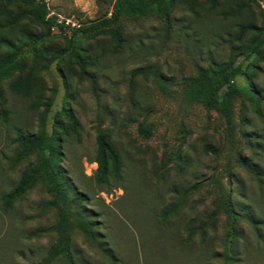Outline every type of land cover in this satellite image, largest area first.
I'll use <instances>...</instances> for the list:
<instances>
[{"label":"rangeland","instance_id":"374dc122","mask_svg":"<svg viewBox=\"0 0 264 264\" xmlns=\"http://www.w3.org/2000/svg\"><path fill=\"white\" fill-rule=\"evenodd\" d=\"M113 1L46 0L48 16L64 22L66 30L53 27L43 42L48 67L42 76L48 87H55L45 126L48 133L63 137L58 165L70 179L68 197L77 192L85 196L78 205L70 203L66 215L72 262L58 255L48 264H264V240L257 239L244 217L249 212L262 221L264 238V46L248 59L236 55L228 33H233L235 19L204 23L207 34L216 33L207 40L193 37L181 28L192 15L188 3L181 2L172 13L170 30L156 15L122 19L124 42L117 50L106 41H94L109 38L108 33L76 37L72 43L102 52L90 69L94 75L81 77L67 52L61 57L54 51L65 50L71 28L109 14ZM238 1L249 3L246 15L260 26L263 4ZM22 22L34 32L43 30L28 16ZM27 56L30 60L32 54ZM230 59L244 72L234 79L236 85L251 81L260 91L256 106L238 94L227 117L184 98L185 77L195 75L198 66ZM2 86L9 114L6 121L0 116V264H44L60 238L55 229L60 209L43 184L10 203L2 199L34 158L13 165V138L19 131L35 132L38 122L27 101L12 94L7 81ZM65 108L78 119L75 133H67ZM140 123L149 126L147 139L137 131ZM98 126L110 132L122 155L120 180L95 179ZM240 157L259 174L248 171ZM228 198L242 213L236 224L241 235L237 257L229 251L233 243L227 215L219 209ZM174 203L179 210L163 217ZM84 216L94 221L93 240L79 229ZM191 226L195 232L190 237Z\"/></svg>","mask_w":264,"mask_h":264},{"label":"trees","instance_id":"16d2710c","mask_svg":"<svg viewBox=\"0 0 264 264\" xmlns=\"http://www.w3.org/2000/svg\"><path fill=\"white\" fill-rule=\"evenodd\" d=\"M251 1L263 4L260 26L253 18L246 15L249 3L238 0H114L109 14L106 13L96 20L71 28V37L65 50H55L54 53L62 57L67 52L71 61L77 66V74L81 77H92L94 74L90 69L98 65L102 52L95 50L90 44L82 46L72 43L76 37L108 33L109 38H97L94 41L101 45L106 41L117 50L124 42V29L120 24L122 19L156 15L170 30L174 20L173 11L179 3L186 2L192 15L188 25L181 27L182 29H189L191 35L199 37V40H207L210 34L216 32L207 34L204 23L223 24L225 21L235 19L233 33L228 32L229 36H232L230 47L236 51V55H242L248 59L253 54H260L264 46V0ZM9 5H15L18 8L17 11L15 12ZM48 14L46 0H0V116L6 121L9 114L6 106V90L2 86L3 82L7 81L9 91L27 101L28 109L37 114L38 121L35 132L19 131L13 138L15 144L11 159L13 165L31 156L34 158L21 170L18 181L10 191L3 194L2 199L6 204L10 203L38 184H43L52 194L53 203H56L60 209L59 222L55 227L60 233V238L52 247L44 264L50 263L58 255L72 262V256L68 250L66 215L69 212L70 203L78 205V201L85 198L84 194L78 192L74 197H68L70 179L66 171L58 165L62 155L58 142L63 137L58 138L53 133H48L45 126L47 114L55 96V87H48L42 76L43 71L48 67L43 60V55L47 51L43 42L52 34L53 27L66 30L64 22L58 23L54 16H48ZM23 15L28 16L31 22L40 24L43 30L38 33L31 30L26 22H22ZM27 52L32 54L30 60H28ZM243 73L241 64H234V59L206 67L198 66L195 75L184 78L181 84L183 96L189 102L223 112L229 117L232 100L238 94L244 95L255 106L261 99L260 91L251 81L243 87L236 85L234 79ZM62 77L67 84V78L63 72ZM157 80L161 83L159 79ZM62 112L67 115L69 124L68 129H64H67L68 134L75 133L80 127L78 119L69 108L63 109ZM137 131L144 139L150 135L148 125L138 124ZM95 141L94 161L97 163V169L94 176L96 181L109 183L111 177L120 180L123 167L122 155L111 140L110 132L98 126ZM239 161L248 171L259 174L252 162L242 157ZM191 189L192 187L189 188ZM179 208V204H171L162 216L166 218L174 215ZM219 209L227 215L230 242L233 243V248L229 251L237 257L240 253V250L236 249L237 239L241 235L236 229V224L238 218L242 217V213L232 207L230 198L221 202ZM244 217L254 227L257 239L264 240L259 226L262 221L249 212ZM93 225L94 221L89 216L80 219L79 229L90 240L95 238ZM189 231L191 237L195 232L194 226H191Z\"/></svg>","mask_w":264,"mask_h":264},{"label":"built area","instance_id":"2783aa9c","mask_svg":"<svg viewBox=\"0 0 264 264\" xmlns=\"http://www.w3.org/2000/svg\"><path fill=\"white\" fill-rule=\"evenodd\" d=\"M68 24V22H66Z\"/></svg>","mask_w":264,"mask_h":264}]
</instances>
